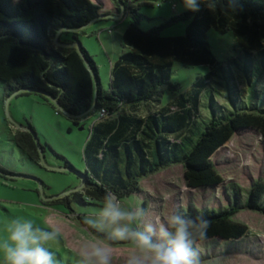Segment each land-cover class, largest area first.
I'll return each mask as SVG.
<instances>
[{"label":"trees","instance_id":"obj_1","mask_svg":"<svg viewBox=\"0 0 264 264\" xmlns=\"http://www.w3.org/2000/svg\"><path fill=\"white\" fill-rule=\"evenodd\" d=\"M113 1L122 18L131 21L122 35L123 53L112 65L105 90L95 59L80 41L86 27L102 19L99 6L91 0H0V82L6 85V96L39 95L77 127H84L82 120L88 116L97 118L84 149L86 171L79 174L82 192L49 196V188L41 183L38 192L47 207L62 206L76 213L74 204L105 203L109 191L123 201L139 192L141 180L175 165L184 166L189 188H216L222 179L213 156L242 131L254 130L264 138V91L251 83L253 93L246 98L234 80V67L258 77V69L251 66L254 55L264 67V0H204L199 12L175 15L148 32L140 28L145 19L140 11L154 7L156 0ZM179 22L187 23L184 36H163L165 28ZM212 30L220 35L232 33L243 61L223 67L208 42ZM64 36L69 39L63 41ZM176 65L226 74L227 106L219 102L221 95L207 73L197 78L190 92L180 93L174 102L145 118L123 112L159 102L163 88L177 93L180 85L171 83ZM205 98L207 117L202 115ZM102 111L104 117H100ZM26 130L14 137L15 145L31 161L44 163L45 147L38 144L32 126ZM73 170L67 163L60 171ZM234 197L236 204L220 211L191 205L177 214L210 221L207 239L197 244L246 237L248 227L233 221L242 209L240 190L234 189ZM245 208L264 213V182L253 184ZM80 220L99 234L86 219Z\"/></svg>","mask_w":264,"mask_h":264},{"label":"rangeland","instance_id":"obj_2","mask_svg":"<svg viewBox=\"0 0 264 264\" xmlns=\"http://www.w3.org/2000/svg\"><path fill=\"white\" fill-rule=\"evenodd\" d=\"M91 1L101 8L102 19L87 27L80 41L95 59L102 86L108 90L111 68L123 53L122 35L131 19L122 18L113 0ZM185 12L188 10L184 8L182 0L177 2V9L173 8L171 0H156L154 7L141 9L140 13L145 19L140 28L148 32ZM186 26V22H179L167 27L163 30V36H184ZM68 39L67 36L62 38L63 41ZM208 42L223 67L233 65L234 60L243 61L232 33L220 35L212 30L208 33ZM260 59L254 55V63L251 64L254 69H258V77H249L244 70L234 67L237 89L246 98L252 96L251 83L255 82L258 91H264V67ZM207 73H211L212 84L222 97H219V102L227 106L229 94L226 74L222 77L219 70L208 67L176 65L171 83L180 85L181 89L177 93L163 88L157 98L159 102H152L138 111L126 109L123 112L145 118L174 102L180 93L190 92L197 78ZM9 99L6 85L0 82V241L7 240L10 222H31L34 230L39 228L58 233L54 240L44 245L53 253L55 264H82L81 253L90 250L93 245L111 250L110 264H127L129 258L141 253L131 236L123 241L111 238L116 227H127L130 232H145L149 225L156 228L159 223L166 224L173 213L178 214L191 205L200 210L220 211L230 208L236 204L234 189H238L242 198L239 206L242 209L233 217V221L246 225L248 234L239 241L210 239L197 244L201 264H264V213L245 208L253 184L264 182V138L258 132L245 130L236 134L213 156L212 162L222 179L216 188L191 189L185 179L184 166H171L141 180L139 192L118 201L122 211L142 210V216L111 224L101 216L104 203L86 206L74 204L76 213H73L62 206H44L38 192L41 183L49 188L46 190L49 196L62 195L81 187L79 174L86 171L84 149L96 116H88L83 121L85 126L77 127L34 94L12 98L8 114ZM204 100L202 115L207 117L208 99ZM28 126L35 129L40 146L46 149L43 153L44 163L31 161L14 143V137ZM67 163L74 170L61 172ZM76 192L82 191L79 189ZM80 218L91 221L88 224L99 234L83 224ZM152 238L157 240L156 236ZM0 264H3L2 253Z\"/></svg>","mask_w":264,"mask_h":264},{"label":"clouds","instance_id":"obj_3","mask_svg":"<svg viewBox=\"0 0 264 264\" xmlns=\"http://www.w3.org/2000/svg\"><path fill=\"white\" fill-rule=\"evenodd\" d=\"M202 2L204 0H182L184 8L191 12H199ZM142 215V210L122 211L117 196L111 191L107 193L101 216L111 224ZM85 222L92 223L87 219ZM209 227L210 221L203 216L193 219L173 213L166 224L159 223L156 228L149 225L145 232L116 227L111 238L123 241L131 236L136 240L141 254L129 258L127 264H201L195 245L207 239ZM7 231V240L0 241L3 264H55L53 253L44 245L56 238V231L34 230L31 222L16 221L10 222ZM153 236L157 237L156 241ZM111 255L109 248L93 245L81 253L82 264H110Z\"/></svg>","mask_w":264,"mask_h":264},{"label":"water","instance_id":"obj_4","mask_svg":"<svg viewBox=\"0 0 264 264\" xmlns=\"http://www.w3.org/2000/svg\"><path fill=\"white\" fill-rule=\"evenodd\" d=\"M122 17H123V14H122ZM87 28V27H86ZM59 46V45H58ZM75 48H77L78 50H79V52H81V49H80V46L79 45H75L74 46ZM97 90V89H96ZM34 92H36V93H42V92H40V91H38V90H34ZM15 97V96H14ZM14 97H12V98H14ZM12 98H10L9 100H8V102H7V113L9 114V106H10V101H11V99ZM96 98H97V93H96ZM96 98H95V101H96ZM96 103V102H95ZM95 106V105H94ZM22 129H24V131H27L25 128H22ZM83 129V128H82ZM38 144H39V142H38ZM80 190L82 189V188H79ZM79 189L78 190H76V191H79ZM42 196H43V200L44 201H48V199H46L45 198V196H44V194L42 193Z\"/></svg>","mask_w":264,"mask_h":264},{"label":"built area","instance_id":"obj_5","mask_svg":"<svg viewBox=\"0 0 264 264\" xmlns=\"http://www.w3.org/2000/svg\"><path fill=\"white\" fill-rule=\"evenodd\" d=\"M171 1H172V3H173V8H174V9H177V2H178L179 0H171ZM104 115H105V111H102L101 114H100V117H104ZM82 121H84V120H82Z\"/></svg>","mask_w":264,"mask_h":264}]
</instances>
